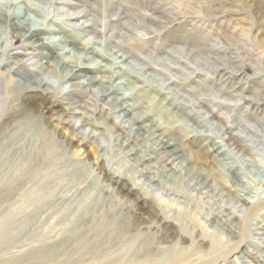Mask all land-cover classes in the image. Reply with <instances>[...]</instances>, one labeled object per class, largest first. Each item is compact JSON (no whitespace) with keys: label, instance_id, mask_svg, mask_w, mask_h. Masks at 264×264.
I'll list each match as a JSON object with an SVG mask.
<instances>
[{"label":"rangeland","instance_id":"374dc122","mask_svg":"<svg viewBox=\"0 0 264 264\" xmlns=\"http://www.w3.org/2000/svg\"><path fill=\"white\" fill-rule=\"evenodd\" d=\"M20 5L45 22L40 37L69 42L44 50L0 27V264H264V207L248 209L264 200V0ZM84 49L88 75H115L114 97L179 159L98 84L37 54L73 64Z\"/></svg>","mask_w":264,"mask_h":264},{"label":"bare ground","instance_id":"6f19581e","mask_svg":"<svg viewBox=\"0 0 264 264\" xmlns=\"http://www.w3.org/2000/svg\"><path fill=\"white\" fill-rule=\"evenodd\" d=\"M19 1L21 3L24 0H5V1L0 2V27L6 28L9 26L15 32L20 33L21 31H23V32H25L24 34H29L31 36V41H32L30 43V45L32 47L33 46H39V47L43 48L44 50L45 49L50 50V47L53 45L52 44L53 42H56L58 45L59 44L61 45L62 43H68L69 42V41L65 40L63 37H60L57 40H55V39L53 40L47 35L40 37V35L42 33H46V31H47V29H45V27H44L45 22H43L41 20H33V19L30 20L28 18L22 19L24 14L21 11L22 6L20 5ZM25 8H27L28 11L40 13L39 12L40 10L36 6H33V5L27 6V7L25 6ZM25 15H26V13H25ZM88 46H90L89 42L86 43V47H88ZM44 50L42 52L37 53V54H40V56H43L48 62H51V64H54L57 66H63L65 68V70L67 71L66 73L68 74L69 77H71V78L72 77L82 78L84 85H86V86L89 85V87L92 85L98 84V89H99L98 92L100 95L110 96L112 98L111 100L113 101L114 105H116L115 108L119 109V112H122L123 116L129 115L130 121L135 123V125H138L137 129H143L146 132L149 131L151 133V135H153L154 138L156 140H158V142L161 145V148L165 149V160L170 159V158L177 160L181 157L180 150L176 147V141L172 137H169V135L166 133L165 134L164 133H158V131L161 129V127L159 125L154 123V124H150L148 126L149 127L148 129L145 128V125H143V124H144L145 120H147L149 118L146 113L134 112V110L131 106L126 105L127 100L124 96L118 97V98L114 97V95L117 94L119 91V88L116 87V83L114 81L115 75H111V76H105L104 75V76H99V77L88 75L89 68H93V66L83 64V61L86 59V55L88 53V52H86L87 51L86 49L83 50L85 52L81 53V55L77 58V60L73 61V64L68 59V57L63 55L62 53H60L57 57L53 58V54L47 53ZM71 50L67 51V52L71 53ZM109 54L110 53H108V55ZM106 57H107V59L112 60L113 66H119L122 63V61H119V58H115V57L110 58L107 55H106ZM13 64L17 66V65L21 64V61H19V60L15 61V62H13ZM96 64H100V63L98 62ZM100 65H102V64H100ZM108 69H111V67H108ZM10 77H6L7 82L9 84H12V85L14 84L15 85L14 89H16L17 91L25 92L28 94L31 90H33L32 86H25L21 83H16ZM32 95L27 96V98L32 100L33 99ZM43 99L45 101H48L50 103V105L53 107V109H55V112H54L55 115L54 116H56L59 120L62 121L65 118H68V117L70 118L72 116V114L69 115L70 114L69 111L71 108H65L64 111H62L59 108V104H58L59 102L54 100L52 96L50 97V96L45 94L43 96ZM41 101H42V99H41ZM35 104H38L37 100H36ZM39 104H41V103H39ZM72 112H75L73 114L79 113L78 110L72 111ZM81 113H83V112H81ZM79 120H82V124H87L86 120L81 119V118ZM70 128L73 131H75L77 127L75 125L70 124ZM151 157L152 156H149L147 159H149ZM130 192H131V190L128 193H130ZM262 207H264V200H261L255 204H250V206L248 207V209L250 210L249 214L261 209Z\"/></svg>","mask_w":264,"mask_h":264}]
</instances>
